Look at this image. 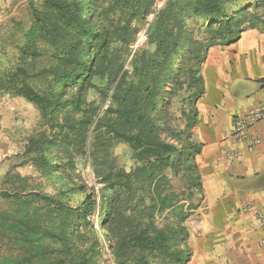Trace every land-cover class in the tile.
<instances>
[{"label":"trees","instance_id":"obj_1","mask_svg":"<svg viewBox=\"0 0 264 264\" xmlns=\"http://www.w3.org/2000/svg\"><path fill=\"white\" fill-rule=\"evenodd\" d=\"M106 2L99 12L97 0H28V25L15 29V63L1 70L0 90L39 116L43 129L28 138L24 154H37L47 174L58 168L44 154L49 146L59 148L67 163L73 154L84 155L102 184L74 207L47 198L63 216L50 222L47 235L60 238L58 223L68 217L69 237L77 225L88 229L81 233L77 264H95L103 246L115 264H187L185 220L201 189V144L193 128L204 93L203 63L210 47L232 42L247 29L264 32L258 12L264 0H166L157 10L155 0ZM151 12L146 47L133 51L130 44ZM90 91L101 102L88 100ZM115 143L128 148L129 168L111 162ZM167 170L179 174L182 192L172 189ZM35 196L20 197L25 212ZM21 223L32 234L45 233L37 229V217Z\"/></svg>","mask_w":264,"mask_h":264},{"label":"crops","instance_id":"obj_2","mask_svg":"<svg viewBox=\"0 0 264 264\" xmlns=\"http://www.w3.org/2000/svg\"><path fill=\"white\" fill-rule=\"evenodd\" d=\"M202 75L193 135L208 212L190 228L187 264H264V120L249 129L250 148L230 136L233 116L264 103V32L210 47Z\"/></svg>","mask_w":264,"mask_h":264},{"label":"rangeland","instance_id":"obj_3","mask_svg":"<svg viewBox=\"0 0 264 264\" xmlns=\"http://www.w3.org/2000/svg\"><path fill=\"white\" fill-rule=\"evenodd\" d=\"M27 1L0 0V72L15 63V29L18 31L17 26L26 29L28 25L29 17L25 7ZM165 2L166 0H155L153 10L161 8ZM106 3V0H97V11L105 7ZM258 12L264 20V9ZM153 16L154 12H151L143 25L139 24L140 29L135 35L134 42L130 44L131 50L134 51L144 45L146 47L144 44L146 28ZM195 29L198 32L196 27ZM87 99L101 102L95 91L88 92ZM108 102L107 99L103 103L102 110L106 108ZM177 110V105L172 106L171 112L177 114ZM38 127L39 116L32 106L0 90V193L5 191L15 194V197L8 198L0 195V264H77L83 248L82 237L85 236H81V233L88 232V229L77 225L74 228H77L78 232L69 237L66 224H69L71 219L68 217L64 219V225L58 223L63 226L62 230L60 229V238L47 235L46 232L52 229L50 222L52 220L62 222L63 218L61 211L59 212V209L55 208L47 198L56 196L55 198L64 204L63 208L74 207L77 202L83 200L84 193L93 189L97 191L102 184L98 182L94 168L90 166L89 159L84 155L73 154L68 158L70 163H67L65 155L59 148L49 146L44 154L47 157L51 155L58 168L47 174L36 163L37 154H24L23 146L28 138L43 129ZM127 149L120 143L112 146L113 165L129 168L132 159ZM167 175L172 189L176 193L182 192L184 184L179 174L167 170ZM60 190L66 192L61 193ZM201 192L202 189L194 192L193 201L197 203V207L185 220L189 235L193 224L208 212L201 202ZM30 194L36 196L25 212L21 198ZM97 213L98 208L93 214L95 229L98 228ZM36 217L39 224L37 229L45 233L32 234L21 223L22 220L31 221ZM33 223L37 224L36 221ZM187 243L191 253L192 242L189 236ZM93 260L95 264H115L104 246Z\"/></svg>","mask_w":264,"mask_h":264},{"label":"built area","instance_id":"obj_4","mask_svg":"<svg viewBox=\"0 0 264 264\" xmlns=\"http://www.w3.org/2000/svg\"><path fill=\"white\" fill-rule=\"evenodd\" d=\"M264 120V103L257 104L246 111L239 113L232 118V130L231 138L233 141H246L250 144L249 148L253 146V143L249 141V129L251 126L259 121ZM254 142H257L256 140ZM259 219L264 227V214H259Z\"/></svg>","mask_w":264,"mask_h":264}]
</instances>
